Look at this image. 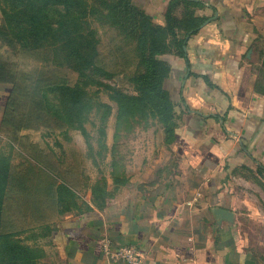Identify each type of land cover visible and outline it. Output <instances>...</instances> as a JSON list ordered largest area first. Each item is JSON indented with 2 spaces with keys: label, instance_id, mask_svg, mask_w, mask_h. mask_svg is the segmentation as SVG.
<instances>
[{
  "label": "crops",
  "instance_id": "0c3cea01",
  "mask_svg": "<svg viewBox=\"0 0 264 264\" xmlns=\"http://www.w3.org/2000/svg\"><path fill=\"white\" fill-rule=\"evenodd\" d=\"M130 1L163 26L173 0ZM183 1L197 3L193 17L205 21L187 38L184 58L160 57L174 140L104 206L53 225L61 264H122L103 255L105 240L135 247L142 264H264V95L254 61L264 0ZM183 14L179 6L172 16ZM8 94L0 83V130Z\"/></svg>",
  "mask_w": 264,
  "mask_h": 264
},
{
  "label": "rangeland",
  "instance_id": "374dc122",
  "mask_svg": "<svg viewBox=\"0 0 264 264\" xmlns=\"http://www.w3.org/2000/svg\"><path fill=\"white\" fill-rule=\"evenodd\" d=\"M118 2L0 0V25L11 21L5 35L32 16L41 18L42 35L47 26L46 38L26 48L0 41L4 74L19 86L0 130L1 262L9 261L14 248L20 264H61L50 245L53 225L104 206L134 175L149 172L148 158H156L159 145L172 139L165 140L148 110L118 116L112 98L137 96L133 81L142 73L137 48L148 40L139 28L151 25L129 13L110 12ZM256 42L264 53V36ZM254 61L262 85L264 59L257 53ZM29 82L55 92L48 95L45 111L28 102L38 103L28 96ZM66 89L83 104L74 118Z\"/></svg>",
  "mask_w": 264,
  "mask_h": 264
},
{
  "label": "trees",
  "instance_id": "16d2710c",
  "mask_svg": "<svg viewBox=\"0 0 264 264\" xmlns=\"http://www.w3.org/2000/svg\"><path fill=\"white\" fill-rule=\"evenodd\" d=\"M119 2L109 8L110 12L117 11L118 13L124 14H132L136 17H139L140 20L149 21L150 24L141 28L144 32V36L148 37V40L144 44L142 38L140 40L144 45L138 46L137 50L139 52V60L142 67V73L136 77L133 83L136 85L137 96L130 97L126 95L118 94L112 100L116 103L118 116L127 114L128 112H135L133 109H139L142 112H149L150 116L155 118L160 125L163 127L165 133V140L169 144L174 140V131L176 127V114L174 112V104L170 99L168 92H166L163 88V81L168 76V66L161 59L158 60L156 56H163L166 54H174L178 57H185V53L183 48L187 41V38L194 35L199 28L204 23V19L193 17L192 8L198 7L197 3L186 2L183 0H173L166 7L163 18L164 25L156 26L153 24L151 17L143 13V11L139 10L135 6L131 4L130 0H118ZM182 6L184 9V14L180 20L174 18L172 14L179 7ZM32 9V7H29ZM3 14V11H2ZM126 17V16H123ZM10 18V17H8ZM5 19V16H4ZM24 23L26 26L23 27ZM41 18H35L32 16L31 18H27L19 22L16 27L18 30L16 32L10 33L9 36L5 35L3 30H6L7 24L11 27V21L9 19L0 25V41L7 42L9 46L13 47L15 45L22 46L23 48L31 46L36 42V39H40L42 37L46 38L45 32L47 26H45L43 35L39 33L38 26H40ZM41 30V29H40ZM176 31H183V36H178ZM77 53V52H75ZM258 53V60L263 61L264 53L262 49L256 48V54ZM79 61L80 59L77 58ZM4 66L0 64V83L6 84L9 87V94L7 98V103L4 109V115L2 118L1 125L4 124V121L7 118V113L12 111L13 108V95L18 91V83L14 82L12 77H7L4 74ZM259 72L257 71V81L255 84L256 91L264 95V84L259 82ZM30 94L31 97L38 101L31 102L29 98L28 102L32 105H35L39 111H45V105L48 103L47 98L48 95L55 94V92H51L48 85L41 86L38 83L29 82ZM68 92H71L70 101L68 103L69 112L73 118L75 114H81L83 111V104L80 101V98L73 94V91L70 89H66ZM38 97V98H37ZM77 111V112H73ZM174 120V122H173ZM81 132H83V128L80 124L77 126ZM1 204V197H0ZM14 251V248L11 249ZM11 253V258L8 262L0 261V264H20L17 259L13 256L14 253Z\"/></svg>",
  "mask_w": 264,
  "mask_h": 264
},
{
  "label": "built area",
  "instance_id": "2783aa9c",
  "mask_svg": "<svg viewBox=\"0 0 264 264\" xmlns=\"http://www.w3.org/2000/svg\"><path fill=\"white\" fill-rule=\"evenodd\" d=\"M103 255L110 263L142 264L137 249L133 246L111 248L108 240L102 244Z\"/></svg>",
  "mask_w": 264,
  "mask_h": 264
}]
</instances>
